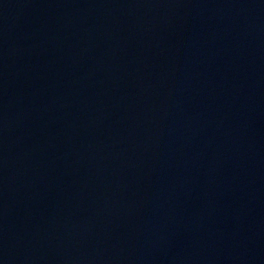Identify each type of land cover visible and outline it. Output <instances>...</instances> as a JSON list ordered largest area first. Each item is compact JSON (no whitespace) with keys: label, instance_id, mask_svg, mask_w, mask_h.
I'll list each match as a JSON object with an SVG mask.
<instances>
[{"label":"water","instance_id":"95a60500","mask_svg":"<svg viewBox=\"0 0 264 264\" xmlns=\"http://www.w3.org/2000/svg\"><path fill=\"white\" fill-rule=\"evenodd\" d=\"M0 264H264V0H0Z\"/></svg>","mask_w":264,"mask_h":264}]
</instances>
